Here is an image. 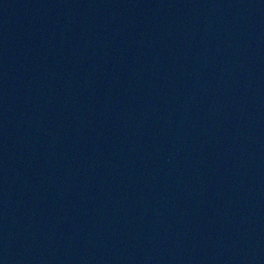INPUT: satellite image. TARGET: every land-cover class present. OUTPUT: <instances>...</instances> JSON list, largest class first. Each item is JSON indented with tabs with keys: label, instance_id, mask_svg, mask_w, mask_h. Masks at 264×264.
<instances>
[{
	"label": "water",
	"instance_id": "water-1",
	"mask_svg": "<svg viewBox=\"0 0 264 264\" xmlns=\"http://www.w3.org/2000/svg\"><path fill=\"white\" fill-rule=\"evenodd\" d=\"M0 264H264V0H0Z\"/></svg>",
	"mask_w": 264,
	"mask_h": 264
}]
</instances>
